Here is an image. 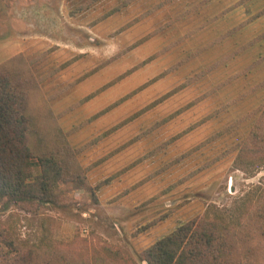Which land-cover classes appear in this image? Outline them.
I'll use <instances>...</instances> for the list:
<instances>
[{"label":"rangeland","instance_id":"374dc122","mask_svg":"<svg viewBox=\"0 0 264 264\" xmlns=\"http://www.w3.org/2000/svg\"><path fill=\"white\" fill-rule=\"evenodd\" d=\"M8 60L32 143L68 168L59 205L0 211L30 263L147 264L178 226L234 227L264 189V163L237 159L264 109V0H0Z\"/></svg>","mask_w":264,"mask_h":264},{"label":"trees","instance_id":"16d2710c","mask_svg":"<svg viewBox=\"0 0 264 264\" xmlns=\"http://www.w3.org/2000/svg\"><path fill=\"white\" fill-rule=\"evenodd\" d=\"M10 60L0 64V211L17 206L37 213L39 206L59 205L65 198L68 168L57 153L32 143L26 67ZM247 152L251 156L246 158ZM237 159L264 163V109ZM250 201L253 207L234 227L223 220H207L201 230L193 223L178 226L144 252L147 264H249L253 237L264 242V189ZM16 235L10 224H0V264H32L33 251L28 249L35 246L22 244Z\"/></svg>","mask_w":264,"mask_h":264}]
</instances>
